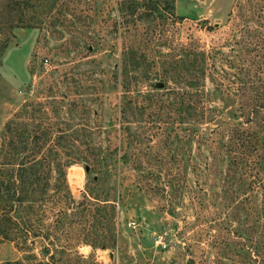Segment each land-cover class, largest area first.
Here are the masks:
<instances>
[{"label": "rangeland", "instance_id": "obj_1", "mask_svg": "<svg viewBox=\"0 0 264 264\" xmlns=\"http://www.w3.org/2000/svg\"><path fill=\"white\" fill-rule=\"evenodd\" d=\"M18 1L29 22L3 33L0 138L24 109L30 129L69 132L64 146L85 152L66 169L70 191L114 209L92 212L109 234L89 240L72 214L67 232L48 216L27 240L0 226V264H264V0H155L148 16L139 0ZM131 44L144 54L134 62ZM185 49L209 54L206 77L166 90L163 60ZM186 92L196 104H155ZM128 98L146 113L122 120ZM92 147L110 148L109 176L92 174Z\"/></svg>", "mask_w": 264, "mask_h": 264}, {"label": "trees", "instance_id": "obj_2", "mask_svg": "<svg viewBox=\"0 0 264 264\" xmlns=\"http://www.w3.org/2000/svg\"><path fill=\"white\" fill-rule=\"evenodd\" d=\"M131 2L133 3V0ZM25 3L26 1L0 0V56L8 47L9 42V38L3 37L4 30L6 28L14 30L28 25L29 20L19 16L20 13L24 16L27 12L24 10ZM157 3L155 0H139L136 2L137 10L141 12L143 9L145 16H148L147 12L151 10L150 5ZM133 14L134 12L132 16ZM143 55L132 44L122 49V57L133 62ZM209 58L207 52L193 49L183 50L182 57L171 54L169 58L163 60L170 61L168 66H171V70L159 74V77L164 81L162 82L164 89H169L166 88V85L169 84L171 78L176 82L184 80L183 82L190 88L201 86L200 81L206 77ZM127 68L124 62L121 68L122 79L123 76L127 78L125 75V72L127 74L129 71ZM134 74L136 75L134 81L140 82L143 76H138V74L141 73L135 72ZM197 92L199 93V91ZM176 94V98L173 100L174 104L168 106H162L160 100H156L155 103V99L159 98L157 95L150 96L147 100L151 98L150 103L156 105L160 103L162 109L181 106L180 100L184 96L192 101L191 105L196 104V100L187 92ZM126 101L127 104L122 103L121 105L122 120L129 114L143 116L148 110L145 104L146 100L144 102L128 98ZM27 114L28 111L24 109L21 116L9 121L1 133L0 226H3L4 231L15 239L27 240L32 232L38 237H44V221L49 219L48 216L52 218L48 230L67 232L69 218L72 214L77 217L78 221V240H89L92 235L98 237L99 233L109 234V231L100 230V221L92 216V212L114 209L112 201H102L87 192L80 199H76L68 186L66 169L76 163L80 154H85V152L64 146V143L72 137L67 131L54 132L53 128H44L43 123L39 124L36 129H30L26 122ZM124 123L127 122L121 121L122 125ZM97 130L99 127L92 129V135L97 134ZM244 142L250 143L248 138H245ZM242 146L246 148L247 145L242 144ZM108 150L103 152L100 148L92 147V174L99 175L96 170L103 168L104 165L106 166L105 174L107 176L111 174V165L108 162L112 160V154ZM84 162L88 163L86 160ZM115 215L108 221V227L112 230L116 225ZM93 224L97 226L95 227ZM94 229L95 231L92 232ZM104 239L106 240V238ZM15 264L21 263L15 262ZM39 264L44 263L39 261Z\"/></svg>", "mask_w": 264, "mask_h": 264}, {"label": "bare ground", "instance_id": "obj_3", "mask_svg": "<svg viewBox=\"0 0 264 264\" xmlns=\"http://www.w3.org/2000/svg\"><path fill=\"white\" fill-rule=\"evenodd\" d=\"M76 174H77V172H76ZM74 175H75V174H74V171H72V172H71V178H72V179H75V178H76V177H74ZM75 180H76V179H75ZM77 184H78V183H77Z\"/></svg>", "mask_w": 264, "mask_h": 264}]
</instances>
